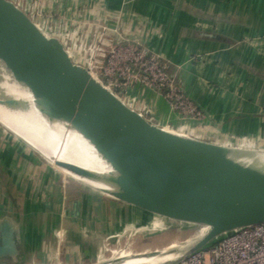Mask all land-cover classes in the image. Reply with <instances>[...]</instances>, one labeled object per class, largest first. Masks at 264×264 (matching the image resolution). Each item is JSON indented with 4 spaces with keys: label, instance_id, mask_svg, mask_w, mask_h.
Returning a JSON list of instances; mask_svg holds the SVG:
<instances>
[{
    "label": "crops",
    "instance_id": "0c3cea01",
    "mask_svg": "<svg viewBox=\"0 0 264 264\" xmlns=\"http://www.w3.org/2000/svg\"><path fill=\"white\" fill-rule=\"evenodd\" d=\"M8 1L42 31L149 50L202 114L185 117L162 92L129 88L124 102L157 127L217 146L264 145V0ZM77 181L0 130V239H12L0 264H101L153 226L154 214Z\"/></svg>",
    "mask_w": 264,
    "mask_h": 264
},
{
    "label": "water",
    "instance_id": "95a60500",
    "mask_svg": "<svg viewBox=\"0 0 264 264\" xmlns=\"http://www.w3.org/2000/svg\"><path fill=\"white\" fill-rule=\"evenodd\" d=\"M0 49L10 56L4 60L7 66L33 89L43 107L79 110L93 121L94 141L123 175L116 183L122 192L110 195L162 218L210 226L165 264L230 232L264 223V175L223 155L257 150L209 144L150 123L75 64L59 39L47 37L8 0H0ZM11 247V235L0 239V258Z\"/></svg>",
    "mask_w": 264,
    "mask_h": 264
},
{
    "label": "bare ground",
    "instance_id": "6f19581e",
    "mask_svg": "<svg viewBox=\"0 0 264 264\" xmlns=\"http://www.w3.org/2000/svg\"><path fill=\"white\" fill-rule=\"evenodd\" d=\"M5 59H10V56L0 49V122L19 134L56 167L81 179L86 185L108 194L121 193L116 183L123 175L94 141L91 133L93 121L79 110L43 107L39 103L40 97L28 84L16 78ZM223 155L242 168L264 175V152L228 150ZM66 166L86 171L77 174ZM97 170L101 172H95ZM201 229L205 234L211 230L207 225ZM178 255L177 252L158 264L172 261ZM114 264H121V261Z\"/></svg>",
    "mask_w": 264,
    "mask_h": 264
},
{
    "label": "built area",
    "instance_id": "2783aa9c",
    "mask_svg": "<svg viewBox=\"0 0 264 264\" xmlns=\"http://www.w3.org/2000/svg\"><path fill=\"white\" fill-rule=\"evenodd\" d=\"M85 68L94 77L100 73L102 82L95 78L121 100L120 95L140 85L162 92L172 108L183 116L202 117L167 68L139 45L115 46L107 51L100 43L87 59ZM171 264H264V223L230 232L204 249Z\"/></svg>",
    "mask_w": 264,
    "mask_h": 264
},
{
    "label": "rangeland",
    "instance_id": "374dc122",
    "mask_svg": "<svg viewBox=\"0 0 264 264\" xmlns=\"http://www.w3.org/2000/svg\"><path fill=\"white\" fill-rule=\"evenodd\" d=\"M20 9L22 10V8ZM22 11L25 12L30 17V19L35 23L38 17L34 16L35 14H32V11L30 10L29 12H26L25 10ZM36 23L38 24V22ZM61 30L63 29L61 28ZM42 32L49 38L59 39L61 43L64 45L65 49L68 52H70L73 56L75 55L77 57L78 56L82 57L81 61L85 62L84 66L79 65L82 67L87 66V59L91 56V54H93L99 42L98 40L94 41V39L88 41V38L86 39V37L82 35V33H77V32L71 33L68 30L57 32L56 28H50L49 31L47 30ZM103 48L106 49L107 47L105 46ZM101 59L104 60L103 57H101ZM95 77H97L99 81L102 82V77L100 73L95 74ZM115 93H118V91H115ZM123 96L120 95L121 98ZM0 130L3 132L5 137L15 138L22 144H25L27 148H30L33 151H35L37 154L41 156L44 163H46L48 166H51L52 168H55L61 174L65 175L67 178L74 181L78 180L77 182L80 181L79 183L82 182L81 184L89 188H92L90 187V185L89 186L86 185V183H84L81 179H78L74 175H71L70 173L68 174L67 171L56 167L54 163H52L48 158L40 154L31 144H29L26 140H24L19 134L15 133L11 129L3 125L1 122H0ZM229 148H234V147H229ZM239 149L257 150V152H264V145H260L256 149H252V148H239ZM65 168L77 174L79 172L86 171L84 169L71 168L69 166H66ZM95 172L99 173L101 171L97 170ZM111 180L112 182L116 183L115 179H111ZM154 219L155 220L153 226L149 228L146 232L144 231L143 235H141L139 232L137 234V237L135 238L136 241L133 240L129 242V244L127 240L126 242H122L120 246L112 250L113 252L109 253L108 255L109 260H106L101 264H108L114 261L116 262L121 261V264L162 263L165 258L177 253L178 248L181 249V247L188 246L190 242L192 243L198 241L199 238L201 239L205 233L204 229H201L203 228L202 225L173 221L156 215H154ZM146 233L147 235H145ZM122 251L124 252L118 255ZM112 256L114 257L112 258ZM136 260H138V262Z\"/></svg>",
    "mask_w": 264,
    "mask_h": 264
}]
</instances>
